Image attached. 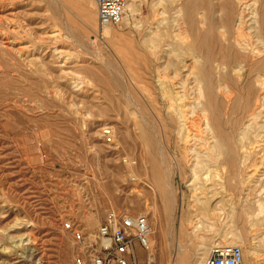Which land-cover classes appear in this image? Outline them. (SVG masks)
<instances>
[{"label":"rangeland","instance_id":"1","mask_svg":"<svg viewBox=\"0 0 264 264\" xmlns=\"http://www.w3.org/2000/svg\"><path fill=\"white\" fill-rule=\"evenodd\" d=\"M155 2L127 0L122 23L101 39L93 0H0V264H74L64 224L91 235L111 211L147 217L158 264H202L224 246L248 254L244 264H264V141L231 168L226 158L207 161L193 126L169 122L159 82L172 74L160 67L171 34L153 21L173 7ZM251 2L259 28L264 0ZM205 13L195 20L208 24ZM253 34L245 39L262 68L264 37L256 44ZM254 129L252 145L264 140V126Z\"/></svg>","mask_w":264,"mask_h":264},{"label":"bare ground","instance_id":"2","mask_svg":"<svg viewBox=\"0 0 264 264\" xmlns=\"http://www.w3.org/2000/svg\"><path fill=\"white\" fill-rule=\"evenodd\" d=\"M251 1L190 0V3L187 4V2L182 0L180 5H178L180 0H156L154 5H151L158 10L162 9L163 6L166 7L167 3L173 7V15L169 19L164 18L167 11L164 12L162 9L161 12H159L160 10L156 12L154 10L155 19L153 21L156 27H165L168 30L167 34H171V38L166 33L164 35L168 39L170 38V43L166 45L169 48V52L163 55L166 59L162 61L160 67L165 71L170 70L172 74L169 80L166 79V83L163 79L164 82L162 80V82H159L163 96L167 92L169 96L165 99L169 98L168 100L171 101H167L170 103L168 105L169 112L172 110L169 122L180 127L183 125H187L188 127L189 125L193 126L196 131L204 136V138H199L194 136L196 134L193 135L195 137L194 142H202L207 146L205 152H203V156L207 158V161L210 163L220 158H226L228 160L226 162L225 159L224 162L231 168L235 167L237 158L241 153L256 154L261 148V141H264L258 138L259 140L255 141V144L252 145V130L254 131V128L261 130L264 126L255 127L254 125L257 123L253 121H257L258 118H255L261 113L262 107H264V65L262 68L259 66V62L252 65V53L254 52L252 50V41L245 39V36L249 34V37H252L253 30V35H256L255 38L253 37L256 39V44L264 37V16L261 19V27L257 28V23H254L256 21L252 16L253 2ZM130 8V5H127L126 9L129 10ZM188 8L190 9V13H187ZM200 8L206 12L205 17L208 14L209 19L212 18L208 24L203 19H200L201 21L195 20L196 11ZM109 28L112 27L104 28L99 38L103 39L104 36L111 35L112 31ZM217 30H219V33L221 32V36L216 32ZM159 33V31L157 34L154 33V37L160 38L161 34ZM245 33L247 34L245 35ZM262 48L264 52V47ZM253 61L255 60L253 59ZM159 92L161 93V91ZM159 117L161 118V116ZM145 118H148V116ZM158 120L160 119L158 118ZM149 122L152 124V121ZM189 128L191 130V127ZM142 131L143 129L140 132ZM152 137L154 139V135ZM188 140H190V137ZM187 143L185 144L187 145ZM191 143H189L188 149L193 151L195 150V144L191 145ZM150 145L147 147L150 148ZM184 153L186 152L184 151ZM210 198L214 199L213 197ZM242 256L243 260L249 257L248 254L243 252ZM204 262L201 263L203 264Z\"/></svg>","mask_w":264,"mask_h":264},{"label":"built area","instance_id":"3","mask_svg":"<svg viewBox=\"0 0 264 264\" xmlns=\"http://www.w3.org/2000/svg\"><path fill=\"white\" fill-rule=\"evenodd\" d=\"M27 4L32 0H19ZM98 29L119 26L125 16L127 0H93ZM106 144L113 143V132L102 128ZM65 231L73 236L74 264H139L137 248L146 254L144 264H158L150 245L151 229L146 216H130L111 211L94 234L83 233L70 222ZM203 264H244L237 246L216 247Z\"/></svg>","mask_w":264,"mask_h":264}]
</instances>
